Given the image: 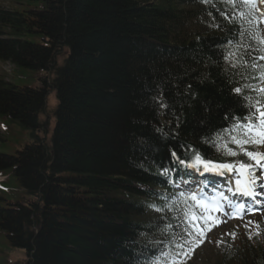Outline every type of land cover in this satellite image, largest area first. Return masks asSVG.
<instances>
[{
    "label": "trees",
    "instance_id": "trees-1",
    "mask_svg": "<svg viewBox=\"0 0 264 264\" xmlns=\"http://www.w3.org/2000/svg\"><path fill=\"white\" fill-rule=\"evenodd\" d=\"M4 1L0 63L16 77L40 75L31 88L0 73L1 126L22 137L0 153V234L25 252L16 264L182 263L194 235L176 247L184 199L161 170L185 173L171 152L184 158L188 146L247 163L204 141L231 129L236 121L225 116H243L240 104L264 111L256 0ZM225 48L235 58L223 60ZM49 88L56 105L46 145L37 133ZM161 96L166 109L153 101ZM239 249V264H264V242ZM230 252L222 246V262Z\"/></svg>",
    "mask_w": 264,
    "mask_h": 264
},
{
    "label": "snow or ice",
    "instance_id": "snow-or-ice-1",
    "mask_svg": "<svg viewBox=\"0 0 264 264\" xmlns=\"http://www.w3.org/2000/svg\"><path fill=\"white\" fill-rule=\"evenodd\" d=\"M245 6L246 5L243 4L241 5L242 8ZM240 14L242 16L245 15L243 12ZM249 23H251V21H249ZM241 35H243V32ZM227 43L231 44L232 42L228 41ZM220 56L223 60L228 61L230 58H235L236 53L225 48L221 51ZM261 59H264V57H261ZM233 67H235V65H233ZM189 87L191 86L189 85ZM262 91H264V89H262ZM234 92L237 94L241 93V88L236 87ZM153 101L159 108L166 109L169 107L162 96L159 98L153 97ZM239 107L244 110L243 116L239 114L231 117L225 116V120L233 119L236 121L231 129L223 128L221 132L216 133L215 137H209L204 143L209 146L210 150L215 149L221 157H235L242 154L247 156L249 160H252L255 159L258 154L249 151L245 145L264 144V111H261L259 107H256L254 110H249L243 104H240ZM156 132L161 133L165 137L168 136V133L164 132L162 128H157ZM228 144L235 145L238 150L228 147ZM171 157L177 167L184 169L186 176H203L207 173L225 177V184L227 185L226 191L231 193L233 198H248L247 203L242 201L236 202L225 195V190L216 191L215 196L210 197L205 193V190L209 187L208 183L194 179L184 180L183 178H181L180 181L173 182L170 177V171L175 172L176 168H172L171 170L169 168H163L161 170V175L167 178L165 182L168 186L179 188L182 182L187 189V191L181 189L178 193L179 197L184 198V208L182 209V222L176 226L182 229V233H175L178 241L176 244L177 248H183V243L179 241L183 240L184 243H188L187 240H184V237H193L194 233L199 234L201 237V239L196 242L195 246L198 247L200 243H203L205 234L200 229L202 222L206 224L208 220H213L214 225H218L222 222L208 215L209 211H223L225 207H229L234 209L230 218H240V215H242L244 211L249 209L254 210V188L257 183V177L255 176L257 171L256 167L240 160L231 163H222L218 160H214L211 156L207 155V153L202 155L200 151L191 148V146H188V151L184 152V158L178 156L175 151L171 152ZM261 159H264V156H262ZM261 167H264V165H261ZM233 180L235 182V189L232 187ZM212 187L214 188V186ZM261 187L264 188V183L261 184ZM217 197L219 200H216ZM164 198L167 199V196H164ZM210 199L216 200V204L212 208L208 206V201ZM189 201L192 203L189 204ZM219 201H224L226 203H220ZM197 208L203 213L202 215L197 213ZM207 230L211 231V226H207ZM191 250L194 251V248ZM181 254L182 253H177V256Z\"/></svg>",
    "mask_w": 264,
    "mask_h": 264
},
{
    "label": "rangeland",
    "instance_id": "rangeland-1",
    "mask_svg": "<svg viewBox=\"0 0 264 264\" xmlns=\"http://www.w3.org/2000/svg\"><path fill=\"white\" fill-rule=\"evenodd\" d=\"M6 5L4 0H0V5ZM257 12L259 17V22L261 26V35L264 40V0L257 1ZM64 51L57 56L56 63H60L62 56H64ZM13 67L9 64L0 63V73L6 74L14 84H20V86H29L31 88L40 87L38 82V74H21L19 77L13 76ZM49 81L48 87L51 86ZM22 84V85H21ZM56 101L53 90L48 89L46 101L44 104V110L39 117V122L41 124V129L39 131V136L43 140L42 142L46 145H49L51 138V130L54 125V116L52 111L55 109ZM19 130L9 127L5 132L0 123V133L4 134L5 145L0 146V153L15 150L22 144V137L20 136ZM256 152L258 154L255 159L250 160L249 164L253 167H256L257 171L255 176L258 177L259 174H264V168H261V165H264V159H261L264 156V144H254ZM262 162V163H261ZM262 179V176H259ZM262 181L258 180V184L255 185L257 188L256 193L263 195L261 187ZM235 186L233 180L232 187ZM185 190V187H180ZM186 191V190H185ZM18 198H22L21 192L17 190L16 192ZM225 195L229 196L230 199L241 202L243 197L233 198L232 194L226 192ZM215 196V194H212ZM258 197H254L256 201ZM219 200V198H216ZM262 200L258 198L257 201ZM256 201V202H257ZM264 202V200H262ZM222 203H226L221 201ZM261 202V201H260ZM254 206V205H253ZM211 208V207H209ZM198 214H203L200 212V209L197 208ZM227 213H233L234 209L227 207ZM260 214L247 215L243 213L240 215V218L230 219L228 216H224L222 211H209L208 215L213 216L215 219L222 221L218 225H214L213 220H208L205 224L201 223L200 229L204 232L203 243H200L199 247L194 252V255L190 257L184 264H239L236 262L239 260L242 252L239 248H244L246 245H261L264 242V204L260 209ZM214 225V226H213ZM207 226H211V231L207 230ZM231 234V235H230ZM200 236V235H199ZM201 239V237H200ZM229 245L232 254H235L234 257L228 256L226 262H222V246ZM25 259V252L12 250L6 243L4 235L0 234V264H16L22 263Z\"/></svg>",
    "mask_w": 264,
    "mask_h": 264
}]
</instances>
